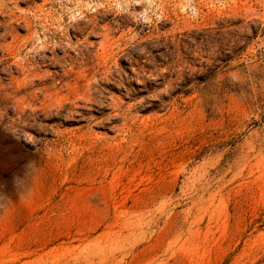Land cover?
I'll return each mask as SVG.
<instances>
[{
	"label": "rangeland",
	"instance_id": "1",
	"mask_svg": "<svg viewBox=\"0 0 264 264\" xmlns=\"http://www.w3.org/2000/svg\"><path fill=\"white\" fill-rule=\"evenodd\" d=\"M0 264H264V0H0Z\"/></svg>",
	"mask_w": 264,
	"mask_h": 264
},
{
	"label": "trees",
	"instance_id": "2",
	"mask_svg": "<svg viewBox=\"0 0 264 264\" xmlns=\"http://www.w3.org/2000/svg\"><path fill=\"white\" fill-rule=\"evenodd\" d=\"M186 83H188V79H187ZM186 83H180L179 85H180V87H184L185 85H187ZM178 91H180V90H177V92Z\"/></svg>",
	"mask_w": 264,
	"mask_h": 264
}]
</instances>
